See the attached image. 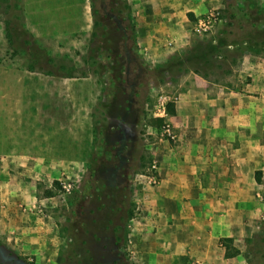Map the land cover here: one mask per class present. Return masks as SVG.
Listing matches in <instances>:
<instances>
[{
	"label": "rangeland",
	"instance_id": "rangeland-1",
	"mask_svg": "<svg viewBox=\"0 0 264 264\" xmlns=\"http://www.w3.org/2000/svg\"><path fill=\"white\" fill-rule=\"evenodd\" d=\"M87 1L90 8L94 3V30L100 34L105 29V41L116 39L114 30L116 35L121 31L127 33L122 2ZM164 1L168 2L127 0L140 15L144 8L152 12L161 10ZM259 9L260 25L244 28L240 22L243 14ZM210 13L217 14L219 22L202 35L194 31L198 19L195 17H187L192 24L182 21L185 17H177L172 26L155 27L160 31L173 28L175 33L169 32L165 38L172 42V47L175 41L189 42L185 51L192 48L194 41L202 45L221 44L219 52L211 56L220 62L221 68L206 78L210 90L223 87L247 94L250 77L243 63L251 60L264 64V0H220L200 17ZM22 15V0H0V264H82L75 260V255L85 248L81 245L83 238L89 243L86 248H98L96 256L103 264H155L157 248L150 244L149 236L158 231V223L169 220L168 213L157 209L160 205L149 203L160 183L156 155L164 145L177 146L180 126L176 127L170 115L167 121L176 138L166 141L160 135L161 123L149 118L150 105L160 94L175 97L176 103L185 90L184 80L190 71L184 67L181 72L185 73L162 75L158 65L168 60L159 63L151 57L150 49L147 51L136 41L132 50L128 43L130 62H123L126 68L115 78L108 63L102 60L106 50L102 49L96 60L88 59L91 49H101V35L36 39L25 29ZM136 24L144 33V21L136 19ZM165 41L162 49L168 47ZM28 67L34 68V72L28 71ZM116 103L125 114L122 119L110 117V112L115 111L109 104ZM245 153L250 164L246 168L244 163L240 165L241 172L237 167V175L233 165L222 166L220 185L228 188L238 176L237 188H248L252 194L237 198L235 203L241 206L237 210L230 208V197L222 198L219 204L221 216L229 215L236 221L241 215L251 232L246 237H235L236 247L226 245L222 239L220 244L225 248V256L241 254L244 264H264V149H247ZM250 170L252 189L248 182ZM204 172L195 177L202 185L207 184ZM255 172H260L259 184ZM55 181L57 185L53 184ZM111 189L128 192L134 205L123 246H115V238L106 231L96 234L99 239L90 242L89 235L96 225L86 226L91 230L88 233L83 229L87 213L96 216L98 223L100 215L94 208L104 205L97 194ZM48 191L53 193L52 197H48ZM127 207L129 204L124 202L120 212ZM10 211L13 216L8 215ZM9 219L13 220L10 225ZM14 222L29 235L22 238L11 226ZM32 222L36 226H31ZM107 246L113 249L112 253L106 251ZM6 251L12 252L14 260ZM83 264L91 263L83 260Z\"/></svg>",
	"mask_w": 264,
	"mask_h": 264
},
{
	"label": "crops",
	"instance_id": "crops-1",
	"mask_svg": "<svg viewBox=\"0 0 264 264\" xmlns=\"http://www.w3.org/2000/svg\"><path fill=\"white\" fill-rule=\"evenodd\" d=\"M167 1L161 10L152 12L144 8L141 15L131 6L137 44L147 51L150 49L151 57L159 63L185 51L189 42L175 41L172 47V42L165 37L170 35L169 32L175 33L173 28L160 31L155 26H172L177 17H185L182 21L192 24L187 19L188 14L199 18L214 3L220 2ZM22 14L25 29L36 39L81 34L88 37L93 32L94 21L87 0H22ZM136 19L144 21V33ZM164 41L172 48L165 45L166 49H162ZM242 66L250 77L246 85L247 94L224 90L223 87L212 92L210 83L202 76L189 72L185 77V90L179 94L174 104L175 113L171 115L176 127L180 126L177 128L180 141L176 147L164 145L156 155L160 183L153 195L154 200L149 203L160 205L157 209L162 214L168 213L169 220L158 223V231L154 230L149 236L150 244L154 243L157 248L153 258L155 264H244L241 254L226 257L220 240H230L226 243L236 247L234 238L246 237L251 230L246 228L241 215L236 221L229 215L221 216L219 204L222 198L230 197L233 202L230 208L237 210L241 207L235 203L237 198L252 194L248 188H237L238 176L233 178L228 188L221 187L222 166L233 165L237 175V167L244 163L246 168L250 164L245 153L247 149H264V64L245 60ZM241 153L245 155L241 157ZM202 171L206 176L205 185L195 179ZM248 180L251 188V170ZM8 215L14 214L10 211ZM8 221L10 225L11 219ZM31 224L36 226L34 222ZM11 226L22 238L29 235L24 234L17 222Z\"/></svg>",
	"mask_w": 264,
	"mask_h": 264
},
{
	"label": "trees",
	"instance_id": "trees-1",
	"mask_svg": "<svg viewBox=\"0 0 264 264\" xmlns=\"http://www.w3.org/2000/svg\"><path fill=\"white\" fill-rule=\"evenodd\" d=\"M118 2L123 3V8H124L123 11L126 15V19L128 23L127 33L124 34L123 31H121L119 32V34L116 35L115 33L117 32L114 30V32L112 31V33H114L116 39H113L112 37V41H108V42L105 41L107 34L106 30L102 29L100 34L96 32V30H94L96 29L97 22L95 19L96 11L94 10V3L92 2L91 11L94 21L92 36L93 38H98V36L101 35L104 38V40H100L102 44L101 49H99V47L96 46V49L95 50L91 49L88 55V59L90 58V60H96V57H98V55L99 56L101 55L100 51H102V49L106 50L107 54L105 57L102 58V60L108 63L106 64L105 62V64L108 65L109 68L114 72L115 78H119L121 74H123L124 69L126 68L125 64L127 65V63L130 62V59L127 58L129 47L131 46L130 50L136 47L135 31L132 20L133 18L130 10L131 8L127 0H118ZM261 15H262V11L260 9L254 11H248L246 14H243L240 22L242 26H244V28L252 29L253 27H258L260 25L262 21ZM188 17H190L191 19L193 18V16L190 14H188ZM256 32H259V30H256ZM128 43H130V46H128ZM221 46H222L221 44L202 45L199 43V41H194L192 44V48H189L187 51H184L182 53H177L164 64L158 65V71L164 76L165 75L173 76L172 75L173 73L178 75L181 72V70L184 67H186L185 69H187L188 71L200 75L204 79H206L207 77H209L210 74H214V72L217 71L219 67L221 68L220 62H218L216 59H213L211 57L219 52ZM218 59L221 58L219 57ZM124 61L125 64L123 63ZM233 63H235V61H233ZM141 64L142 62L140 60H137V65L139 67H142ZM109 68L106 67L107 70ZM205 69H208V71L204 72ZM28 71L34 72V68L28 67ZM181 73H185V72L182 71ZM117 104L119 103H116L115 105L109 104L111 106L110 109H113V111H115V112H110L111 113L110 117H116L118 119H122L125 117V114L123 112H120L122 107L118 106ZM174 109H175L174 104L170 103L168 105V113L170 115H174L175 113ZM155 122L160 124L161 120H155ZM100 172L102 173L103 169H101ZM259 175L260 172H255V180L256 183L258 184L260 183V178L257 177ZM53 184L57 185L58 182L55 181L53 182ZM119 194L123 195V197L119 198L118 197L120 196ZM47 195L48 197H52L53 193L48 191ZM97 195L100 197L101 201H103L102 205H104V207L99 205L98 207L94 208L97 209L96 212L99 213L100 215L98 223L95 218L96 216L87 213V215L89 216L87 217L86 224L83 228L85 230L84 232L86 233L90 232L91 230L89 228H86V226L89 227V225L91 226L92 224H94L96 225V228H94L92 230V234L89 235V238L91 239L90 242L97 241L99 239V237L95 236L96 234H103V232L106 231L109 232L110 235H112L115 238L116 240V244H114L115 246H120V244H122L123 246L127 239V222L130 221L134 216V205L132 204V196L128 192L124 194V192L121 193V191H117L114 189L107 191V193L99 192ZM105 197H109V198L105 199ZM124 202L128 203L129 207L125 208L124 212H120V207L124 204ZM83 239L85 241L82 240L81 245L83 247L85 246L83 252L85 251L86 257H83V252H76L75 260L78 263H82V264H83V260H86V262H90L91 264H103L100 261V259L96 256L98 248L93 251L91 249L92 245H90V250H89L88 248H86V246L89 245L88 242H87L88 244H86L87 239L85 238ZM223 241L226 243L229 242L230 240H223ZM106 251L112 253L113 249L107 246ZM6 253L8 256L12 257V260H14L15 257L12 256L13 254L11 251H6ZM232 256L234 255L226 254V257H232Z\"/></svg>",
	"mask_w": 264,
	"mask_h": 264
},
{
	"label": "built area",
	"instance_id": "built-area-1",
	"mask_svg": "<svg viewBox=\"0 0 264 264\" xmlns=\"http://www.w3.org/2000/svg\"><path fill=\"white\" fill-rule=\"evenodd\" d=\"M219 22L218 16L215 13L207 14L197 19L194 24V31L198 35L205 34ZM170 103L175 104V97H169L163 94L156 96L155 100L150 105L149 118L153 120H161L160 135L166 141H174L176 138L175 132L167 119L170 114L168 113V105ZM151 134V132H147ZM155 162H153L152 168L155 169Z\"/></svg>",
	"mask_w": 264,
	"mask_h": 264
}]
</instances>
